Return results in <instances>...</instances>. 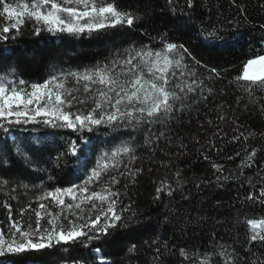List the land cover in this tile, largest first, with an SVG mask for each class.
I'll list each match as a JSON object with an SVG mask.
<instances>
[{"label": "trees", "instance_id": "trees-1", "mask_svg": "<svg viewBox=\"0 0 264 264\" xmlns=\"http://www.w3.org/2000/svg\"><path fill=\"white\" fill-rule=\"evenodd\" d=\"M32 2L9 0L13 6ZM115 2L140 17L134 26L91 35L53 36L42 31L37 36L35 21L24 17L19 31L13 29L6 41L0 39V65L14 69L19 74L15 79L29 82L30 91L31 82L109 63L130 45L158 47L160 36L166 34L169 41L189 49L191 56L186 55L185 62L197 73V82H204V88L189 93L167 123L116 130L102 126L83 132L90 143L83 147L79 159L88 169L96 166L97 157L110 154L118 145L128 144L135 151L137 159L130 167L141 170L135 177L119 176L129 159L125 155L115 158L120 161L119 169L112 168L114 160H101L102 177L89 186L99 192L111 176L119 178L112 188L121 193L120 207L132 205L137 213L127 227L110 229V235L98 240L81 237L75 243L53 242L49 249L6 255L0 257V264H99L101 257L109 264H232L234 257H238L235 264H264V241L248 242L251 232L246 223L249 218L264 219V204L246 199L249 193L258 196L264 188V89L252 85L250 95L243 87L250 82L237 80L248 59L264 55V0H193L191 8L186 0ZM14 22L0 15V30ZM213 28L223 33V42L205 41L200 36L202 29ZM67 86L79 87L77 95L84 98L83 82L77 85L70 80ZM91 106V102L76 104L71 111H86ZM33 127H12L7 133L0 129V231L6 237L13 220L20 221L25 230L29 224L34 229L37 210L43 217L41 224L50 227L48 213H60L57 223L71 226L68 220L76 219L73 212L94 217L100 209L96 201V209L84 202L80 208L68 210L46 195L85 180L83 168L74 172L78 165L71 156H64L60 166L56 165V157L68 151L70 142L79 144L80 140L71 129L34 132ZM149 136L151 143L146 142ZM17 145L30 161L16 152ZM252 149L257 150L255 162L242 167L246 152ZM162 184L170 185L173 195L168 196L165 189L160 199H154ZM64 199L72 203L69 197ZM41 203L43 210L39 209ZM21 209H25L23 216ZM129 216L124 213L125 220ZM133 244L136 250L129 253ZM97 248L99 255L94 251Z\"/></svg>", "mask_w": 264, "mask_h": 264}, {"label": "snow or ice", "instance_id": "snow-or-ice-1", "mask_svg": "<svg viewBox=\"0 0 264 264\" xmlns=\"http://www.w3.org/2000/svg\"><path fill=\"white\" fill-rule=\"evenodd\" d=\"M171 2L172 0H169V3ZM186 3L188 8L193 6V0H186ZM0 15L15 20L10 27L4 26L0 30V39L5 41L10 31L13 29L19 31L24 23V17L35 21L37 26L34 34L37 36L42 31H47L53 36L91 35L125 25L132 27L140 18L131 11L121 9L115 0H33L30 5L16 6L9 3V0H0ZM199 34L205 41L223 42L225 40L223 33L215 28L202 29ZM2 55L3 53H0V56ZM186 55L191 56L189 49L182 43L169 41L165 34L160 36L158 47L130 45L123 49L122 53H118V59H113L109 63L96 64L76 71H62L60 75L51 74L50 78L43 82H31L30 91L27 90L29 82L22 78L17 81L15 77L19 74L14 69L0 65V71H2L0 74V129L7 133L12 127L26 125H33L34 132H38L41 128L53 130L67 128L77 133L80 140L79 144L76 140L70 142L68 151L61 152L56 157V165L60 166L64 156H71L78 165L74 168V172L83 168L85 180L71 187H58L54 191H48L46 195L68 210L73 209L74 206L80 208L81 203L84 202H90L92 208L96 209V201L100 202V209L94 217L92 215L85 217L73 212L76 219L68 220L71 227L67 231L57 223L60 213H48L51 218L47 220V224L50 227L41 224L43 217L40 210L35 211L34 229L29 224L28 229L25 230L21 227L20 221L13 220L7 237L0 231V257L19 256L49 249L54 246L53 242L55 245L67 244L70 241L75 243L81 237H86L88 241L98 240L102 236L110 235V229L127 227L132 222L137 213L132 205L120 207L121 193L112 188V185L119 183L116 175L111 176L110 183L99 192L91 191L89 186L102 177L101 160H114L112 168L119 169L120 161L115 158L125 155L129 159L123 165L124 170L119 172V176L135 177L141 170L130 167L137 159L134 149L128 144L118 145L110 154L105 153L97 157L96 166L88 169L86 162L79 159L83 147L90 143L83 136V132L85 130L93 132L102 126L116 130L167 123L170 116L178 110L177 105L183 106L189 93H194L197 88L201 90L204 88V82H197V73L185 62ZM192 59L196 65H200L199 60L195 57ZM118 66L120 71H116ZM211 71L216 72V69ZM185 77H190V81L183 79ZM70 80H74L77 85L83 82L84 98L77 95L80 92L79 87L67 86ZM173 80L177 82L173 84ZM237 80L250 82L249 85L243 86L250 95L252 85L264 89V55L257 54L254 58L248 59L243 65V74L238 76ZM94 85L99 87L94 88ZM89 102L92 106L86 111L79 108L75 112L71 111L76 104L87 105ZM220 119L224 117L221 116ZM236 139L238 140L239 137ZM146 142L151 143V136ZM16 152L25 161H30V157L25 154L21 145L16 146ZM256 152V149L246 152V160L242 167H250L255 162ZM63 162L68 163L67 160ZM217 170L220 171L219 168ZM103 171H108L107 167ZM176 176L179 178V172ZM217 179L219 180L220 177ZM177 184H180L179 179ZM165 189L168 196L173 195L171 186L162 184L156 189L157 195L154 199H160V194ZM65 196L69 197L72 203H66ZM246 199L264 204V188L259 190L258 196L249 193ZM77 200L80 203H77ZM44 208L45 205L41 203L39 209ZM24 212L25 209H21V216ZM126 212L130 214L128 220L124 219ZM167 219L168 217H165L166 221ZM246 223L251 232L248 242L264 241V219L249 218ZM88 246L85 244V247ZM136 247L135 244L131 245L128 252H135ZM94 251L97 255L101 252L99 248ZM181 253L185 254V251L181 249ZM236 259L238 257L233 258L232 264H235ZM99 264H109V262L101 257Z\"/></svg>", "mask_w": 264, "mask_h": 264}, {"label": "rangeland", "instance_id": "rangeland-1", "mask_svg": "<svg viewBox=\"0 0 264 264\" xmlns=\"http://www.w3.org/2000/svg\"><path fill=\"white\" fill-rule=\"evenodd\" d=\"M247 62V61H246ZM253 70H255V69H253ZM243 74V73H242ZM71 226H63V229L65 230V231H67L69 228H70ZM6 237V236H5Z\"/></svg>", "mask_w": 264, "mask_h": 264}]
</instances>
